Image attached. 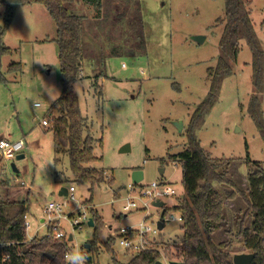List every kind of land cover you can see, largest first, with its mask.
Masks as SVG:
<instances>
[{"label": "rangeland", "instance_id": "rangeland-1", "mask_svg": "<svg viewBox=\"0 0 264 264\" xmlns=\"http://www.w3.org/2000/svg\"><path fill=\"white\" fill-rule=\"evenodd\" d=\"M248 1L264 50V0ZM69 8L85 16L86 32L95 39L94 45L86 39L82 73L73 88L95 138L99 160L91 166L105 169V181L70 182L68 158L62 155V163H55L53 134L42 122L49 120L52 104L63 92L57 27L43 5L14 3L6 28L5 7L0 6V45L11 51L0 58V138L22 139L25 145L20 153L25 156L0 159V200H7L13 188H20L14 199H29L28 239L48 234L43 221L48 216L43 210L49 202L68 200L67 212L80 202L87 205L89 218L92 210L103 218L94 264H116L115 259L128 262L134 253L114 233L144 224L152 229L147 234L148 245L160 246L166 258L159 260L169 264L165 249L182 236V222L166 221L162 229L158 222L166 214L178 216L175 206L185 196L182 167L169 157L186 148L185 129L209 91L208 68L223 56L219 41L225 26V0H73ZM195 35L205 40L199 43ZM240 48L237 59L230 62L232 71L222 83L217 103L196 134L212 158L231 159L230 176L246 188L249 163L259 162L264 168V139L249 113L256 93L264 119V72L262 92L257 93L251 48L244 39ZM15 63L21 69L10 71ZM52 113L57 116L54 109ZM177 121L184 124L182 132ZM13 162L18 172L13 171ZM137 169L144 172V186L164 181L174 187L175 194L163 197L165 205L156 207L151 202L145 207L148 199L140 194V187L131 189L132 173ZM56 171L63 173L62 179L56 178ZM2 181L9 184L1 185ZM71 185L74 200L71 194L59 195L61 187ZM128 197L137 203L132 211L124 209ZM228 207L232 214L246 205L238 197ZM61 224L73 236L72 254L78 250L82 255L83 246L95 237L94 225L87 220L74 228L65 219ZM109 236L114 237L110 247L103 243ZM230 237L234 240L232 256L252 252L242 237L225 231L214 234L216 242Z\"/></svg>", "mask_w": 264, "mask_h": 264}, {"label": "trees", "instance_id": "trees-1", "mask_svg": "<svg viewBox=\"0 0 264 264\" xmlns=\"http://www.w3.org/2000/svg\"><path fill=\"white\" fill-rule=\"evenodd\" d=\"M73 0H0L5 7L4 27H8L11 6L14 3L43 5L57 27L56 42L59 46V61L62 95L52 104L49 113V130L52 131L55 151V163H62V155L69 161L73 175L70 182L95 184L105 181V169L91 166L98 161L95 154V138L89 128L88 118L82 113L79 99L73 84L82 73L81 59L86 39L94 45L95 39L86 32L85 16L70 11ZM225 26L219 41L222 50L215 67L208 68L210 87L205 98L198 104L185 129L188 137L186 148L171 160L182 167L185 196L175 206L183 216L181 225L183 234L175 240L173 246L165 249L171 261L184 264H234L231 249L233 237L216 242L214 234L225 231L231 236L242 237L254 254L252 264H264V168L259 162L249 163L247 187L241 188L230 176L231 159H214L201 146L197 131L204 124L206 116L219 99L224 79L231 74V61H235L240 52V41L246 40L252 51V79L257 93L262 92L264 72V50L257 37L248 0H225ZM1 16V14H0ZM221 21V19H218ZM91 37V38H90ZM10 48L0 45V58L9 54ZM20 70L21 64L9 66V70ZM57 112L53 116L52 110ZM249 113L258 126L264 139V119L261 100L258 94L251 97ZM102 139H100V143ZM57 179L63 173L56 171ZM1 185H8L2 181ZM240 197L246 207L229 212L228 202ZM29 199L0 200V264H70L66 253L70 249L67 237L54 238L51 235L28 240L26 222L29 212ZM95 237L87 243L84 250L94 258L98 254V231L103 226V218L92 210ZM114 237L109 236L105 246L110 247ZM8 258L5 259V256ZM158 245H150L147 250L133 254L132 258L116 264H154L161 258ZM74 264V263H71Z\"/></svg>", "mask_w": 264, "mask_h": 264}, {"label": "built area", "instance_id": "built-area-1", "mask_svg": "<svg viewBox=\"0 0 264 264\" xmlns=\"http://www.w3.org/2000/svg\"><path fill=\"white\" fill-rule=\"evenodd\" d=\"M36 106H39V104H36ZM43 125L48 126V120H43ZM24 142L22 139L19 140H11L10 138L2 137L0 138V159L4 160H13L16 158V156L20 153V151L24 148ZM134 187H140V194L145 197V207H147L151 202L152 205L155 201L161 200L163 201V197L173 195L175 194V189L172 185L168 184L167 182L160 181V182H153L149 186H144L141 183H133L131 185V189H135ZM75 191L74 186H70L68 188V195L71 194V199L74 200V194ZM131 198L128 197L127 203L124 205V209L126 211H132L133 208L137 207V203L135 201H131ZM165 203V202H164ZM69 202L68 200H65L63 202H56L51 201L49 202L45 208L44 213L48 216L47 220L44 219V226L48 228V234L51 235L54 238H64L67 237L69 240V237L71 235H68L66 231L64 230L61 222L62 220H69L70 223L73 225L74 228L81 227L82 224L88 220L89 218L86 214L87 205H82L81 202L76 204L73 210L66 211L68 208ZM165 205V204H164ZM163 224L166 221H179L183 222V216L179 212L178 216L172 215V214H166L165 218L163 217L160 220ZM165 225V224H164ZM30 224L28 221L26 222V230L29 228ZM152 229L149 226H145L144 224L141 225L140 228L136 229L133 227H126V228H120L119 234L114 233V236H120L121 240L120 243L123 245L128 251L138 254L144 250H147L150 245H148V236L147 234ZM156 231V230H155ZM37 236H34L29 241L32 240ZM73 240V236H72ZM69 240V243L72 241ZM82 255L85 257V260L83 261V264H94L95 258H92L90 260V254L87 252V250L83 249ZM72 256V248L70 245V249L66 253V258L70 261V263L78 264L75 257L70 259ZM166 258L165 256H161ZM8 258V255L5 256V259ZM160 261V260H157ZM171 262V261H170ZM169 262V264H170ZM156 264V262L154 263Z\"/></svg>", "mask_w": 264, "mask_h": 264}, {"label": "water", "instance_id": "water-1", "mask_svg": "<svg viewBox=\"0 0 264 264\" xmlns=\"http://www.w3.org/2000/svg\"><path fill=\"white\" fill-rule=\"evenodd\" d=\"M193 39L195 41L199 42V43H202L205 40V37L202 36V35H195V36H193ZM175 124H176L177 129L180 132H182L183 129H184L183 122L182 121H177ZM123 150H126V147H124ZM24 156H25L24 154H18L16 156V158L17 159H21ZM11 166H12V169H13L14 172H18V169H17V167H16L14 162L11 164ZM163 172H164V170L161 169L160 173L163 174ZM143 178H144V172L142 170L137 169V170L133 171V173H132V182L133 183H141ZM59 195H61V196L68 195V189L66 187H64V186L61 187V189L59 191ZM164 204H165L164 201H161V200H157V201H155L153 203V205L156 206V207H161ZM89 225L90 226L94 225V220H93L92 217L89 219ZM163 227H164V224L161 221H159L158 222V228L162 229ZM69 240H72V235L69 237ZM84 247L86 249H88L90 247V244L86 243L84 245ZM253 257H254L253 253H237V254H234V256H233V262H234V264H252ZM156 264H163V263L161 261H156ZM170 264H184V263L179 262V261H171Z\"/></svg>", "mask_w": 264, "mask_h": 264}, {"label": "clouds", "instance_id": "clouds-1", "mask_svg": "<svg viewBox=\"0 0 264 264\" xmlns=\"http://www.w3.org/2000/svg\"><path fill=\"white\" fill-rule=\"evenodd\" d=\"M74 257L78 261V264H83V261L85 260V257L83 255H81L78 250L72 254L70 259L73 260Z\"/></svg>", "mask_w": 264, "mask_h": 264}, {"label": "crops", "instance_id": "crops-1", "mask_svg": "<svg viewBox=\"0 0 264 264\" xmlns=\"http://www.w3.org/2000/svg\"><path fill=\"white\" fill-rule=\"evenodd\" d=\"M91 3V2H90ZM94 8V7H93ZM95 10V9H94ZM46 127H49V125L48 126H46ZM2 138V137H1ZM19 154H21V153H19ZM20 189V188H19ZM18 189V190H19ZM18 190H16V191H14V188L12 189V190H10V193H9V198L7 199V200H5V201H13V200H16V199H14L13 197H14V195L16 194V192H18Z\"/></svg>", "mask_w": 264, "mask_h": 264}]
</instances>
